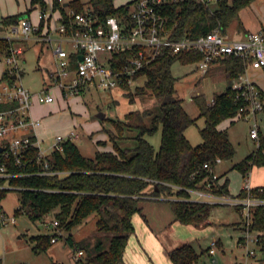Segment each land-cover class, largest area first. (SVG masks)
<instances>
[{"label":"trees","instance_id":"obj_1","mask_svg":"<svg viewBox=\"0 0 264 264\" xmlns=\"http://www.w3.org/2000/svg\"><path fill=\"white\" fill-rule=\"evenodd\" d=\"M254 1L218 0L212 7H207L186 0L169 5L165 13L173 37H196L215 27L226 33L236 21L237 32L233 37L241 38L248 30L242 23L240 12ZM31 3L32 8L35 4L42 8L47 6L44 0H32ZM67 5L76 12L90 10L100 19H105L112 14L125 18L129 3L115 6L113 0H68L65 5L64 1L52 0L53 10L59 9L62 14ZM21 16V13L8 15L0 24L5 27L17 23ZM44 23L43 19L39 20V31L44 28ZM9 46L10 42L0 36V56L8 52ZM118 55L122 60L128 54ZM201 58L202 54L197 51L174 54L162 50L135 75V79L145 78L143 85H137L135 91L129 90V85L123 86L130 102H134L136 97L159 101L147 108L128 111L122 119H111L116 132L107 130V134L113 150L97 151L93 157H86L74 140L65 139L43 158L38 157L36 146L28 147L20 165L14 163L13 157L0 153L6 171L15 174L0 176V185L7 182L19 192L17 213L23 211L35 221L54 212V219L58 221L56 227L67 232L89 215L97 216L96 231L99 235L93 243L85 238L75 241L71 234L66 237L69 245L76 246V251L86 253L85 260L73 256L74 264H118L134 229L131 217L140 211L138 203L146 196L166 198L175 219L183 224L208 223L210 211L216 204L192 200L189 189H205L210 178L208 170L203 167L205 162L214 165L216 158L228 160L235 154L227 130L218 125L224 119L229 118L233 122L241 117L239 109L245 101L235 98L231 86L233 80L245 72L247 62L235 55L216 57L203 76L213 81L227 80L228 85L224 91L215 92L211 100L203 93L192 96L199 110L198 116H192L185 109L182 98L172 97L176 92L177 78L171 71V65L175 60L196 64ZM12 76L6 69L1 79L8 80ZM262 95L264 97V91ZM4 107L5 104H0V108ZM198 117L204 118V125L199 128L201 142L193 144L185 135V129L195 124ZM159 126L161 140L155 149L145 136L154 133ZM122 142L130 144L122 145ZM253 165L264 166V136L261 135L256 150L235 163L233 168L238 169L245 179ZM257 187L252 193L264 198V189L259 192ZM8 190L9 187H0V199ZM212 192L229 194L228 177L222 179L219 176ZM238 195H245V191L241 189ZM235 207L239 210L238 206ZM251 229L264 232V206L253 209ZM51 236L47 233L32 235L31 240L35 242L33 250L37 253L45 251L52 243ZM169 258L173 264H197L199 254L190 243H183L169 251ZM0 264H3L1 257ZM49 264L62 263L52 260Z\"/></svg>","mask_w":264,"mask_h":264},{"label":"built area","instance_id":"obj_2","mask_svg":"<svg viewBox=\"0 0 264 264\" xmlns=\"http://www.w3.org/2000/svg\"><path fill=\"white\" fill-rule=\"evenodd\" d=\"M63 1V0H60ZM186 0H132L128 8L130 12L125 18L116 14L100 19L90 10L76 12L72 7L66 6L65 13L55 17L52 3L49 7L40 10L38 18L45 21L43 29L39 31V24H34L23 17L17 23L9 24L5 34L0 36L10 42L9 50L4 54L9 65L8 73L18 76V55L23 52L20 45H14L15 39L30 38L32 33L40 41L57 40L54 47L55 68L50 70L52 80L48 87H42L38 92H31L21 83L1 79L0 76V138L5 141L0 145L6 157H13L14 163L20 165L24 152L30 146L38 148V157L44 154L36 136V127L39 119L32 115L31 108L35 99L40 103L54 102L57 94L64 97H73L84 90L102 88L111 90L131 84L138 71L150 63L162 50L170 53L197 51L202 58L196 62L195 67L204 74L211 62L218 56L235 55L243 57L247 67L264 70V24L257 30H248L243 37H233L223 33L219 27L196 37L184 35L173 37L172 29L168 26L166 8L174 3ZM207 7H212L218 0H193ZM59 10V9H57ZM212 11V9H210ZM8 30V33H7ZM53 38V36H55ZM69 41L71 49L63 47L62 43ZM126 53V57L118 54ZM121 56V55H120ZM13 78V76H12ZM231 88L235 91V98H243L245 105L239 109L241 117L247 118L249 114H256L264 109L263 89L244 72L235 78ZM34 136V139L31 137ZM77 134H57L50 145L51 150L58 147L65 139H74ZM250 137L258 139L259 131L256 123L250 128ZM48 154V153H47ZM216 158L215 164L208 162L203 167L208 170L209 180L205 189H189L191 199L215 204H231L238 206L242 216L244 234L238 238L237 244L244 248V259L234 264H264V232L251 229L252 211L257 206H264V198L254 195L253 187L248 178L244 179L242 189L245 195L230 196L228 194H214L212 189L219 181L215 166L220 162ZM47 166V162H45ZM6 164L0 159V176L10 177L15 174L6 171ZM17 174V173H16ZM4 187V185H0ZM263 191L262 186L256 188ZM15 222L14 215H8L0 206V226ZM56 232L50 241L56 242L62 231L56 226L58 221L51 220ZM217 240H212L209 252H216ZM82 250L76 251L73 256L79 258ZM212 261H216L213 257Z\"/></svg>","mask_w":264,"mask_h":264},{"label":"rangeland","instance_id":"obj_3","mask_svg":"<svg viewBox=\"0 0 264 264\" xmlns=\"http://www.w3.org/2000/svg\"><path fill=\"white\" fill-rule=\"evenodd\" d=\"M24 1L0 0V18L7 14L9 10H18L22 7ZM26 1L29 4V9H31L32 0ZM131 1L113 0V4L120 6L129 3L130 5ZM131 7L132 5L128 8V13ZM39 9H41V5L35 4L31 9L32 14ZM240 18L246 28L254 30L255 25L258 26L264 21V0H255L249 6L243 8L240 12ZM235 32H237L236 21L226 30V33L231 36H234ZM35 37L36 34L32 33L30 38H19L13 41L14 45H20L23 48V52L18 55L19 74L17 78L8 79L10 82L21 83L31 92H38L42 87H48L51 84L50 70L55 68L53 49L58 44L55 39L50 42L40 41ZM55 37L56 35L53 36V38ZM62 45L66 49L72 48L69 41H64ZM12 66L6 63L4 54L0 56V76L4 70ZM171 71L177 78L175 82L176 92L172 97L182 98L185 109L192 116H198L199 114L192 96L203 93L208 100H211L215 92L224 91L228 85L227 80L213 81L209 77H204L201 70L195 67V64H184L179 60L172 63ZM249 75L264 90V71L263 73H255L251 70ZM144 79L142 76L134 79L129 84V90L135 91L137 85H143ZM125 90V87H115L111 90L92 88L84 90L76 97H56L55 101L51 103H40L35 99L31 111L40 120L37 130L41 140L40 148L42 152L47 154L51 151L50 145L54 142L57 134L66 135L67 133L77 134L74 142L82 155L86 157H93L97 151L113 150L112 142L107 134V130L116 132L111 119H122L128 111L147 108L159 101L155 98L143 100L136 97L134 102H130L129 98L125 96ZM52 92L58 95L57 90L53 89ZM98 113H104V118H99ZM253 123L257 124L261 136H264V109L258 111L255 115L249 114L247 118H235L233 122L227 118L219 123L221 128L227 130L235 147L234 156L217 165V171L220 173L222 168L230 170L226 174L232 192H237L244 183V176L238 169L233 168V165L258 147L259 138L255 141L250 137V128ZM203 125L204 118L198 117L195 124L185 129V135L191 143L198 144L201 142L199 128ZM145 137L155 149H158L161 140V127L159 126L154 133L147 134ZM4 141L5 138H0V142L3 143ZM125 144L130 143L122 142V145ZM255 167L253 166L252 169L248 170L250 171L252 184L254 181L262 182L264 180V169ZM246 176L249 178V172ZM4 186L9 187V190L0 199V205L8 215L15 216V222L0 226V257L3 264H49L52 260L62 264H74L75 260L72 254L77 249L76 246L73 247L68 244L66 237L71 234L75 241L85 238L93 243L96 236L99 235L96 231L97 216L91 214L79 224L73 226L68 232L57 227L62 231V235L57 241L51 243L45 251L35 252L33 250L35 242L31 240V236L41 233L52 235L56 232L51 223V220L54 219V212L35 221L31 220L23 211L17 213L16 209L19 207L20 194L7 182L4 183ZM253 186L255 185L253 184ZM239 220H242V217L235 206L216 204L210 211L208 223L189 227L186 225L179 226V230L182 227V232L179 233L180 236L177 235L178 238H175L174 246L189 242L200 252L202 249H208L212 240H217L221 243V246L217 244L216 248L222 249L214 256L217 261H212L211 257L203 252L198 264H231L236 256L238 255L237 258H240L241 252L244 251L243 246L237 244L240 232L241 236L244 234L243 228L241 231L238 226ZM85 256L86 253L83 252L81 255L82 260H85Z\"/></svg>","mask_w":264,"mask_h":264},{"label":"crops","instance_id":"obj_4","mask_svg":"<svg viewBox=\"0 0 264 264\" xmlns=\"http://www.w3.org/2000/svg\"><path fill=\"white\" fill-rule=\"evenodd\" d=\"M44 1L46 2L47 7H49L50 4L52 3V0H44ZM64 2L67 3V1H64ZM29 8H30L29 4L25 0L22 7L18 8V10H11V11L9 10V12L7 14H4L3 16H1L0 21L2 20V18L6 17L8 15L21 13L22 14L21 18L26 17L30 21H32L34 24H38L39 23L38 14H39L40 10L42 9V7H41V9L37 10L36 13L34 12L35 15H34V13L32 14V10H30V12L27 13ZM60 14H61V11L56 10L54 16L59 17ZM242 23H243V20H242ZM263 24H264V21L262 22V24L260 23L258 26L255 25L254 30L259 29ZM243 25H244V23H243ZM246 29L247 30H253V29H248V28H246ZM45 30L46 29L44 27L43 31H45ZM5 31H6V27L1 26V24H0V35L2 33H5ZM251 70H253L255 73H257V72L263 73V71H264V70L262 71V69L247 67L245 69V73L249 77H250L249 73ZM250 79H251V77H250ZM254 81L256 82V80H254ZM57 97L61 98V96L59 94L57 95ZM73 97H76V96H73ZM33 116L36 118L35 115H33ZM39 125H40V122H39ZM39 125L36 127L35 132H36L37 140L40 144L41 140H40V136H39V133L37 130ZM218 127L221 128L219 125H218ZM258 131H259V129H258ZM259 135H261L260 132H259ZM252 139H254V138H252ZM254 140L257 141V139H254ZM223 161H225V160H221L215 166V171L217 172V174L219 176H222V179L225 177H228L226 173L230 172V170L227 168L226 169L222 168L221 173L217 171V165L222 163ZM253 166H255V165H253ZM252 167L250 169H252ZM255 168L264 169V166H256ZM248 172H249V178L248 177L247 178H248L249 183L252 186H253V184L255 185L253 187H257L261 184H262L261 186L264 185V180L262 182L254 181V183L252 184L251 179H250V171H248ZM259 172H261V171H259ZM242 186H243V183L237 192H232L231 189L229 188V194L228 195H230V196L238 195V193L242 189ZM138 204L140 207V211L135 212L131 217V221L133 223L134 229L129 234L127 245L125 247V251H124V255H123V259L118 264H173L171 259L169 258V251L171 249L178 247L181 244H183V243H181L177 246H174V241H176L175 238H178L177 235L180 236L179 233L182 232V227H180V230L178 227L181 225H186L187 227H189L191 225L194 226V225L193 224H183V223L179 222L178 220H176L175 215L171 209V206H170L168 200L166 198L161 197V196L160 197L146 196L145 198L140 200V202ZM238 222H239L238 226H239V228H241V231H242V228H243L242 220H239ZM240 236H241V232L238 235V238ZM53 243H55V242H53ZM184 243H189V242H184ZM217 244L219 246H221L220 242H218ZM219 250L221 251L222 249H216V252L214 255H212L209 252V246H208V249H202L200 252H198L196 250L197 253L199 254L198 261H199L200 256L203 252H205L209 257H211V260H212V258L217 254V252ZM241 254L242 255L240 256V258H237L238 257V255H237L236 259L234 261H232L231 264H234V262H236V261H242L243 256H244L243 255L244 251H242ZM261 258H264V253L261 254ZM216 261H217V258H216ZM197 264H198V262H197Z\"/></svg>","mask_w":264,"mask_h":264},{"label":"water","instance_id":"obj_5","mask_svg":"<svg viewBox=\"0 0 264 264\" xmlns=\"http://www.w3.org/2000/svg\"><path fill=\"white\" fill-rule=\"evenodd\" d=\"M66 4V3H65ZM16 77V75H13V78H15ZM99 118H104V113H98V115H97ZM3 150V148H2V146L0 145V152Z\"/></svg>","mask_w":264,"mask_h":264}]
</instances>
